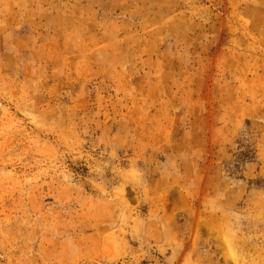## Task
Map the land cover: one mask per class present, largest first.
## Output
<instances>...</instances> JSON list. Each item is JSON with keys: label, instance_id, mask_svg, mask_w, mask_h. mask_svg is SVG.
<instances>
[{"label": "rangeland", "instance_id": "rangeland-1", "mask_svg": "<svg viewBox=\"0 0 264 264\" xmlns=\"http://www.w3.org/2000/svg\"><path fill=\"white\" fill-rule=\"evenodd\" d=\"M0 264H264V0H0Z\"/></svg>", "mask_w": 264, "mask_h": 264}]
</instances>
